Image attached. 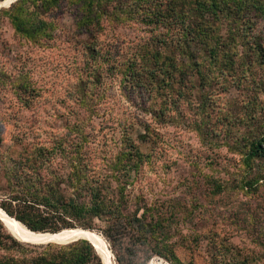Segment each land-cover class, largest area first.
I'll return each mask as SVG.
<instances>
[{"label":"rangeland","instance_id":"obj_1","mask_svg":"<svg viewBox=\"0 0 264 264\" xmlns=\"http://www.w3.org/2000/svg\"><path fill=\"white\" fill-rule=\"evenodd\" d=\"M17 1L0 9V200L21 164L3 155L45 150L67 197L155 227L148 264H264V180L247 185L244 155L264 135V0L111 1L92 21L57 0L36 43ZM109 222L62 231L113 252Z\"/></svg>","mask_w":264,"mask_h":264},{"label":"trees","instance_id":"obj_2","mask_svg":"<svg viewBox=\"0 0 264 264\" xmlns=\"http://www.w3.org/2000/svg\"><path fill=\"white\" fill-rule=\"evenodd\" d=\"M3 1V0H0ZM84 18L92 21L94 6L123 0H79ZM57 0H19L13 5L11 23L17 34L31 42L50 37L53 27L41 19L40 10H47ZM253 183L264 180V169L253 163L264 158V135L251 140L244 152ZM51 156L45 150L23 149L3 155L14 159L18 167L4 172L7 194L0 208L33 232L56 233L67 228L93 227V219L108 218V238L117 264H148L157 251L152 244L155 227L143 217L124 218L107 209L100 194L91 202L79 197H67L61 191L62 175L46 168L44 160ZM252 163V164H251ZM50 166V165H48ZM11 172V175L9 174ZM86 230V229H85ZM0 264H104L94 245L85 239L67 244H31L18 240L0 220Z\"/></svg>","mask_w":264,"mask_h":264},{"label":"bare ground","instance_id":"obj_3","mask_svg":"<svg viewBox=\"0 0 264 264\" xmlns=\"http://www.w3.org/2000/svg\"><path fill=\"white\" fill-rule=\"evenodd\" d=\"M15 1L16 0H5L0 3V8L9 6ZM0 218L3 220L10 233L20 240H28L31 242H46L49 240L65 242L73 240L74 238L85 237L93 243L104 264H115L113 252L107 241L97 232L87 230H65L59 233L33 232L21 222L7 215L1 208Z\"/></svg>","mask_w":264,"mask_h":264},{"label":"water","instance_id":"obj_4","mask_svg":"<svg viewBox=\"0 0 264 264\" xmlns=\"http://www.w3.org/2000/svg\"><path fill=\"white\" fill-rule=\"evenodd\" d=\"M17 1V0H16ZM15 1V2H16ZM11 5V4H10ZM2 8V7H1ZM0 8V9H1ZM0 220L3 222V220L0 218ZM4 223V222H3ZM4 225H5V223H4ZM6 226V225H5ZM18 239V238H17ZM80 239H85V240H88V241H90L89 239H87V238H85V237H78V238H74L73 240H70V241H65V242H59V241H51V240H49V241H46V242H31V241H28V240H20V239H18V240H20V241H22V242H25V243H31V244H38V245H40V244H48V243H52V242H55V243H59V244H67V243H71V242H74V241H78V240H80ZM91 242V241H90ZM92 243V242H91ZM93 244V243H92ZM95 247V246H94Z\"/></svg>","mask_w":264,"mask_h":264}]
</instances>
